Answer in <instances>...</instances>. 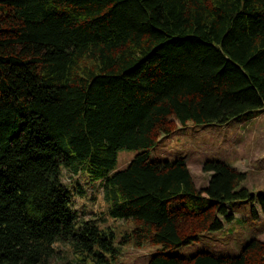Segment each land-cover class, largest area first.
Returning a JSON list of instances; mask_svg holds the SVG:
<instances>
[{"label": "trees", "instance_id": "1", "mask_svg": "<svg viewBox=\"0 0 264 264\" xmlns=\"http://www.w3.org/2000/svg\"><path fill=\"white\" fill-rule=\"evenodd\" d=\"M263 109L264 0H0V264H112L127 243L160 245L145 264H264L257 238L170 253L231 221V202L264 213V196L222 160L198 189L183 157L150 155L177 124ZM63 171L130 229L83 220Z\"/></svg>", "mask_w": 264, "mask_h": 264}, {"label": "rangeland", "instance_id": "2", "mask_svg": "<svg viewBox=\"0 0 264 264\" xmlns=\"http://www.w3.org/2000/svg\"><path fill=\"white\" fill-rule=\"evenodd\" d=\"M88 63V60L83 62L86 65ZM135 152L119 150L116 169L123 168ZM150 155L152 159L166 160L183 157L198 189L206 186L210 176L209 172L202 170L203 162L222 160L245 174L242 187L254 195L264 196V109L258 114L244 115L223 125L193 122L177 124L172 133L162 136L150 149ZM62 179L70 189L73 206L83 220L101 221L103 226L114 230L118 239L125 230L130 229V223L108 216L97 182H92L85 175H72L66 171H63ZM228 212L233 215V219L226 221L220 217V229L205 232L197 241L168 251L179 255H190L196 251L236 255L251 238L264 241V213L256 200L231 202ZM159 247L148 243L135 247L127 243L121 246L120 255L112 264H145ZM60 256H65L64 248L60 249Z\"/></svg>", "mask_w": 264, "mask_h": 264}]
</instances>
